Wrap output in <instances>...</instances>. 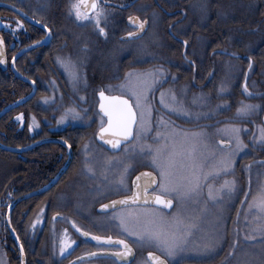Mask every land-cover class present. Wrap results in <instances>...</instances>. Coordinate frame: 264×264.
Instances as JSON below:
<instances>
[{
    "label": "flooded vegetation",
    "instance_id": "obj_1",
    "mask_svg": "<svg viewBox=\"0 0 264 264\" xmlns=\"http://www.w3.org/2000/svg\"><path fill=\"white\" fill-rule=\"evenodd\" d=\"M194 2L101 0L109 13L107 23H101L107 31V36H104L94 23L78 21L69 12L71 0H0V37H3L6 55L5 67L0 64V89L5 88L2 87L1 77L4 72L12 80L13 98L8 105L13 110L16 132H22L13 136L16 144L5 143L0 136V165L3 162L1 153L10 152L12 162L18 167L5 183L12 193L0 199V248L7 264H121L124 259L129 264H138L147 258L148 252L163 255L159 250L139 247L124 233L115 220V212L120 209L114 211L100 207L115 198L132 194L126 189L133 190L134 176L142 170L153 169L142 164L145 153L140 146L133 144L138 137L136 130L139 120L135 124L133 139L119 151L97 141L100 127L99 91L103 88L109 95H125L119 89L109 91L105 86L120 84L129 71L146 72L163 66L168 73L167 82L158 86L152 100L157 116L170 112L159 104L162 89L165 94L171 91L182 98L184 106L194 102V96L202 94L205 100L201 101L204 109L201 121L205 124L219 123L224 117L225 104L222 102H225L226 93L225 87L222 94L219 91L222 85L225 86L222 68L226 60L241 62V46L237 42L236 48L231 50L222 39L205 47V40L197 39L196 35L199 29L194 25ZM130 15L147 21L145 31L141 35L138 33L134 39L126 38V33L136 31L128 20ZM17 20L23 21V27L16 28ZM36 41L39 43H34ZM184 41H187V45ZM69 57L79 72L76 83L59 62ZM203 57L206 63L209 62L208 67L198 70L196 63ZM248 63L252 68L251 58ZM34 90V95L27 99ZM44 97L50 99L46 101ZM128 98L134 99L130 95ZM70 106L84 113L83 118L72 120L69 117L62 123L58 122ZM33 107L41 110L42 116L34 114ZM216 109L219 112L218 122L210 118ZM190 110L192 118H182L172 112L167 114L175 115V123L194 121L199 113ZM21 113L23 120L18 121L16 117ZM32 116L36 117L38 126L30 130L28 125L32 122ZM261 120L264 123V114ZM155 121L152 118L151 124H155ZM40 131L41 134H36ZM85 144L89 145L87 154ZM36 145L42 146L46 155V172L49 175L54 173V176L49 177L44 185L33 188L28 169L32 164V148ZM98 147L112 168L120 169V174L126 177L122 186L125 189L100 197L98 195L106 190L104 181L112 177L109 175L103 179V176L87 168L90 156ZM66 164L68 166L64 173L51 188L33 194L49 184ZM120 174L115 176L114 183L119 182ZM75 180L78 187L73 188ZM169 198L174 200V207L164 211L166 215L176 207L175 199ZM15 201L14 207L21 205L15 212L12 208L11 225L13 214L15 226L11 231L7 213ZM4 224L8 230L4 229ZM84 232L91 235L85 236ZM95 236H111L113 240L109 243L90 239ZM62 240L72 242L63 253L60 251ZM115 240H127L134 249V256L124 258L110 255L119 251ZM93 253L99 255L75 262V259ZM164 258L171 264L168 257Z\"/></svg>",
    "mask_w": 264,
    "mask_h": 264
},
{
    "label": "rangeland",
    "instance_id": "obj_2",
    "mask_svg": "<svg viewBox=\"0 0 264 264\" xmlns=\"http://www.w3.org/2000/svg\"><path fill=\"white\" fill-rule=\"evenodd\" d=\"M194 10L205 11L206 8L200 7L199 3H194ZM260 24L254 25V27L260 28ZM236 33L238 32L236 31ZM208 63L203 57L200 65L207 69ZM222 69H224L226 92L224 98L227 104L223 111L224 117L220 119L219 123L205 124L201 120L195 119L194 121L177 122L171 127L167 125L160 127V117L153 111L150 119L145 118L143 129L139 124L136 130L138 137L133 144L137 147L140 146V150L145 153L142 164L148 165L155 173L157 169L151 164L149 146L151 148L162 147L166 141L159 139L157 134H170L172 128L189 133L187 138L183 136L175 138L178 145L183 142L181 150L186 153L183 163L191 165L195 162L197 176H208L215 173L207 182L201 178L199 195L192 196L179 205L176 204L175 209L169 215L164 214L169 219L179 215L185 224L193 226L189 229L191 235L187 247L177 251L174 257H168L171 264H264V231H262L264 229V210L258 208L255 203L261 190H264V144L260 143L258 139H253L254 136H259L257 125L264 126L261 120V116L264 114V71L255 74L254 67V70L249 72L248 87L254 93L249 96L241 86L246 72L241 67V62L226 60ZM168 94L169 92L166 91V96ZM177 97L182 101V98ZM193 100L194 102H189V105H185V107L190 112V109L196 111L200 117L204 111L201 101H204L205 98L194 96ZM241 101L259 105V107L250 116L241 117L237 115V108ZM167 113L163 112L164 116L162 117L166 119L165 121H174L175 115ZM218 113L217 109L214 110L211 114L213 116L210 118H214L218 122ZM152 118L156 119L155 124H151ZM229 125H237L246 129L240 133L241 139L246 145L245 148L234 151V141L231 148L222 147L219 144L221 140L229 141L231 139L225 132L220 131ZM193 132H201L203 135L193 136L191 135ZM172 140L173 137L169 135L167 143L171 144ZM100 151L101 148L98 147L97 151L90 156V164L87 165V168L91 169L90 172L103 176V179L108 178L109 175L112 178L104 181L106 190L98 197L108 196L125 189L122 188L124 185H121L120 181L126 178L123 173L120 174V169L112 168ZM229 153H234L230 159ZM118 174H120V180L114 183L115 176ZM226 181L234 188L231 193L223 190ZM123 183H125L124 180ZM206 183L212 186L213 194L217 196L216 200H212L206 195L208 192ZM76 185L78 187V182L75 180L73 188ZM64 198H68L66 193ZM82 198L83 196H81ZM250 205L252 206L250 207ZM123 210L138 211L133 208ZM4 229L6 230L5 224ZM209 242H213L211 251H205L204 247ZM147 248L159 250L154 246H145V250ZM6 262L0 248V264H7Z\"/></svg>",
    "mask_w": 264,
    "mask_h": 264
},
{
    "label": "snow or ice",
    "instance_id": "obj_3",
    "mask_svg": "<svg viewBox=\"0 0 264 264\" xmlns=\"http://www.w3.org/2000/svg\"><path fill=\"white\" fill-rule=\"evenodd\" d=\"M69 12L74 14L78 21L94 23L98 32L107 36V31L101 26V23L102 21L107 23L109 13L108 9L101 3V0H71ZM128 20L136 31L126 33V38L134 39L145 28L147 21L141 20L138 16L131 15L128 17ZM21 27H23V21L17 20L16 28ZM44 27L47 28V25L45 24ZM48 31L50 32L51 29H48ZM34 43H39V41ZM183 43L187 45V41ZM231 55H236V53H232ZM3 60L4 40L3 37H0V62H3ZM59 62L68 70L73 82H78L79 72L76 69L75 62L70 57L62 59ZM249 68H251V63L249 64ZM167 75L168 73L163 66L150 69L146 72L132 70L125 74V80L120 84L105 86L109 91L119 89L125 95H109L102 88L99 91L100 127L97 133L99 139L105 141L106 136L111 135L113 138L107 139L106 143L111 145L113 149L118 150L122 141L125 142L126 146L127 138L133 136V124L139 120L140 127L143 129L145 118L150 119L153 112L152 100L155 99L154 93L158 89V86L167 82ZM172 78L175 79V76L173 75ZM219 91L221 94L224 92L223 85ZM243 91L249 96L254 95L249 90L246 81L243 84ZM129 95L134 99L130 100L128 98ZM43 99L47 101L50 98L44 97ZM222 103L227 104V102ZM159 104L165 110L177 116L192 118V113L184 106L174 92L170 91L166 96L165 91L160 89ZM258 107L259 105L241 101L240 106L237 108V115L241 117L250 116ZM83 116L84 113L75 106H70L65 109L64 114L58 122L62 123L69 117L72 120H78L82 119ZM196 118H199V114H197ZM16 119L22 121L23 114H19ZM31 121L28 125L30 130L34 126H38V121L35 116L31 117ZM174 124V121L166 122L162 116L160 117V127H165L166 125L171 127ZM257 129L259 136H254L253 139H258L260 143L264 144V126L257 125ZM243 130L246 129H242L237 125L226 126L220 131L225 132L231 139L227 142L221 140L219 144L231 148L234 141V151L245 148L246 145L240 135ZM169 135L173 137L171 144L167 143ZM191 135L200 136L203 133L193 132ZM179 136L187 138L189 133L177 131L175 128H172L170 134L158 133L157 137L165 140L166 143L162 147L157 148H151L149 146L151 164L157 169V172L142 173L136 177V181H141V177H144V179L139 183L134 182L135 190L126 189L132 192L131 195L125 196L120 200H114L110 204H102L100 206L102 209L112 208L114 211L120 209L116 213L115 220L118 221L124 233L133 239L139 247L154 246L163 253V255L158 256L153 252H148L147 258L138 262V264H168V260L164 258L165 256L169 258L174 257L177 251L187 247L188 239L191 235L189 229L193 226L185 224L179 215L169 219L163 214L164 211H168L174 207L173 199L166 197L175 198L176 204L179 205L182 201L200 194L201 178L207 182L211 176L215 175V173H211L208 176H197V165L195 162L191 165H185L183 163L186 153L181 150L183 142H181V145L177 144L175 138ZM88 148L89 145L85 144L84 150L86 154ZM232 154L234 153H229V159ZM89 170L91 171V169ZM120 183L123 185V180ZM205 186L208 187L206 195L212 200H216L217 196L213 194L212 186L207 183ZM223 190L231 193L234 191V188L226 181ZM157 193H162L163 195ZM255 203L258 208L264 210V190H261L259 198L255 200ZM127 207H132L133 209L139 208V210L124 211L123 209ZM83 234L85 236L91 235L88 232H84ZM94 239L96 241H108L111 243L113 237L95 236ZM70 243L72 242L62 240L60 251L63 253ZM115 246L119 247V251L115 253L116 256L124 258L134 256V249L127 240H118ZM212 246L213 242H209L205 245L204 250L211 251ZM20 248L23 251L22 244ZM121 264H129V261L124 259L121 261Z\"/></svg>",
    "mask_w": 264,
    "mask_h": 264
},
{
    "label": "trees",
    "instance_id": "obj_4",
    "mask_svg": "<svg viewBox=\"0 0 264 264\" xmlns=\"http://www.w3.org/2000/svg\"><path fill=\"white\" fill-rule=\"evenodd\" d=\"M194 3H199L206 10H195L194 25L199 29L197 39L205 40V47L213 45L216 40H225L227 47L231 50L236 48L237 42L240 43L242 52L241 67L246 71L248 60H253L251 70L255 74L264 71V0H194ZM260 24V28H255L254 25ZM254 27V28H253ZM238 28V29H237ZM262 28V29H261ZM253 29V31H252ZM240 30V31H239ZM236 31L238 33H236ZM213 40V41H211ZM226 47V48H227ZM201 61L196 63L198 70L201 68ZM250 70V71H251ZM2 92L0 93V136L3 141L8 144H16L13 141V136L17 133L16 126L12 117L13 110L9 108L13 95L11 93L12 80L8 74L2 72ZM245 77V76H244ZM2 112V113H1ZM33 112L37 116H42V111L33 107ZM224 114V113H223ZM203 115L198 120H202ZM37 132L36 134H41ZM28 135L27 132H25ZM2 165H0V199L10 196L11 190L5 186L7 179L10 180L11 173L18 167L12 162L10 152H3ZM8 159V161H6ZM30 184L33 188L44 185L48 178L54 176L46 172V155L42 146H34L31 154ZM21 192L20 190H18ZM21 204L14 207L15 210ZM35 207H37L35 205ZM34 208V207H33ZM6 230H8L7 225ZM12 226H15L12 214ZM15 228V227H14Z\"/></svg>",
    "mask_w": 264,
    "mask_h": 264
},
{
    "label": "water",
    "instance_id": "obj_5",
    "mask_svg": "<svg viewBox=\"0 0 264 264\" xmlns=\"http://www.w3.org/2000/svg\"><path fill=\"white\" fill-rule=\"evenodd\" d=\"M145 29H146V26H145V28H144L143 30H141V32H140L139 35H141V34L145 31ZM0 64H1L2 67H5V65H6L5 49H4V60H3V62H0ZM249 70H250V68L247 69V72H246V78H245V80H244V83H245V81L247 82V76H248V74H249ZM244 83H243V84H244ZM34 92H35V90H34L31 94H29V95L27 96V99H28V98H31V97L34 95ZM1 113H2V112H1ZM135 124H136V123H134L133 126H132L133 136H130V137L127 138V143L130 142V141L133 139V137H134ZM97 133H98V132H97ZM96 138H97V141H98V142H102V143H104L105 145H107L109 148H111V149L114 150V151H119V150L121 149V147L125 144V142L122 141V142H121V146H120V148L117 150V149H113L111 145H109V144L106 143V140H107V139H112V138H113L111 135H107L106 138H105V141H101V140L99 139L98 135L96 136ZM226 142H227V141H226ZM221 146H222V145H221ZM222 147H224V146H222ZM67 166H68V164H66L65 167H63V168L59 171V173L55 176V178H54L49 184H47L45 187H43V188H41V189H39V190L33 192V194H40V193L44 192L45 190L51 188V187H52V186L58 181V179L62 176V174L64 173V171H65V169H66ZM145 172H152V173H154L153 171H150V170H142V171L138 172V173L134 176V178H133V191L135 190L134 182L139 183V182H142L143 179H144V177H141V181H136V177H137V176H140L142 173H145ZM130 195H131V194H130ZM126 196H129V195H126ZM123 197H125V196L115 198V199L109 201V202L106 203V204H110V203H111L112 201H114V200H120V199H122ZM166 198H169V197H166ZM15 203H16V201L13 202V203L11 204V206L9 207L8 213H7V222H8V226H9V228H10L11 231H13V228H12V225H11V211H12V208L14 207V204H15ZM173 205H174V200H173ZM109 209H112V208H109ZM90 239H94V238H93V237H90ZM94 240H95V239H94ZM115 241H116V243H117V240H115ZM22 252H23V251H22ZM23 253H24V252H23ZM95 255H99V254H97V253L86 254V255H84V256H81V257L75 259V262H78V261H80V260H84V259H86V258L93 257V256H95ZM110 255L116 256L115 254H110ZM155 255H157V254H155Z\"/></svg>",
    "mask_w": 264,
    "mask_h": 264
},
{
    "label": "bare ground",
    "instance_id": "obj_6",
    "mask_svg": "<svg viewBox=\"0 0 264 264\" xmlns=\"http://www.w3.org/2000/svg\"><path fill=\"white\" fill-rule=\"evenodd\" d=\"M198 85V84H197Z\"/></svg>",
    "mask_w": 264,
    "mask_h": 264
}]
</instances>
